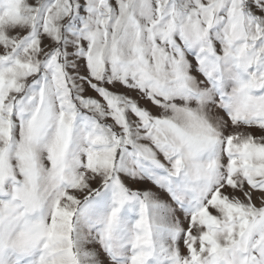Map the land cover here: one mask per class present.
<instances>
[{"label": "snow or ice", "instance_id": "obj_1", "mask_svg": "<svg viewBox=\"0 0 264 264\" xmlns=\"http://www.w3.org/2000/svg\"><path fill=\"white\" fill-rule=\"evenodd\" d=\"M0 264H264V0H0Z\"/></svg>", "mask_w": 264, "mask_h": 264}]
</instances>
